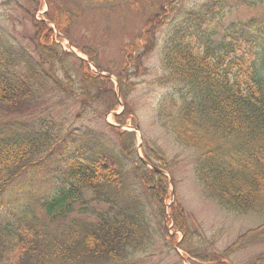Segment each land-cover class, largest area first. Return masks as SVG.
I'll list each match as a JSON object with an SVG mask.
<instances>
[{"label": "trees", "instance_id": "1", "mask_svg": "<svg viewBox=\"0 0 264 264\" xmlns=\"http://www.w3.org/2000/svg\"><path fill=\"white\" fill-rule=\"evenodd\" d=\"M78 1L107 4L121 0ZM255 1L243 3L250 6ZM31 2L33 12L25 11L34 27L38 56L17 52L20 49L0 39V121L19 117L0 132V195L23 172L41 167L62 141V127L46 116L33 118L26 125L20 118L43 111L45 103L57 105L72 98L79 100L82 110L96 103L101 114L119 105L113 81L58 41L60 35H68L76 13L63 0H46L49 9L38 19L36 13L44 1ZM163 5L157 13L139 17L145 25L124 47L131 55L116 74L126 103L123 112L114 116L119 124H126L134 115L126 100L134 85L131 80L142 69L147 70L144 57L156 48V29L166 22L163 16L168 10ZM226 5L224 0L202 3L188 11V17L165 38L160 82L172 85L173 91L160 104L158 123L179 145L197 154L196 174L209 198L230 212L264 214V24L240 20L221 33L218 27ZM174 7L169 8L171 12ZM48 21L55 23L60 35ZM80 48L102 69L94 47ZM114 129L123 160L113 152L71 157L63 170V185L55 193L38 197L18 219L0 224V264H150L148 259L157 255L152 252L154 228L136 197L122 190L121 184L127 183L126 161L147 190L155 221L166 240L165 253L178 240L168 230L171 222L173 231L184 233L179 247L201 260L187 257L194 264H230L231 255L245 247L248 233L256 231L259 239H264L262 224L225 250L197 253L201 249L193 247L195 231L181 202L175 199L168 206L167 176L138 158L135 132ZM148 149L145 157L149 161L169 169L170 161L161 148L153 144ZM89 191L94 199L109 203L113 213L97 212V219L90 214L77 216V211H87L86 206L77 209L76 205L87 203ZM121 194L124 204L115 210ZM136 253L144 256L136 259ZM263 261L264 252L254 262Z\"/></svg>", "mask_w": 264, "mask_h": 264}, {"label": "rangeland", "instance_id": "2", "mask_svg": "<svg viewBox=\"0 0 264 264\" xmlns=\"http://www.w3.org/2000/svg\"><path fill=\"white\" fill-rule=\"evenodd\" d=\"M206 1L210 0H121L107 4L63 0L76 13V17L68 30V35L61 36V43L65 50H76L81 55L83 53L79 47H94L95 51L99 53L100 65L105 71L115 76L119 66L123 61H126L125 57L131 55L130 53L126 54L124 46H127L125 44L135 40L136 35L142 30L143 19L139 17L147 12L159 11L162 4L169 3L170 6L175 4L176 10L171 12L167 8L168 12L163 16L164 20L168 19V23L158 31L157 49L145 60L148 71L134 79L136 86L128 95L127 101L134 112L135 121L140 124L147 137L142 148L139 149L140 154L145 155V150L150 145L156 144L171 161L169 171L177 181L176 196L173 199L181 202L188 214L191 227L202 235L199 234L195 241L193 240V245L197 243L202 249L222 251L234 244L241 235L264 224V214L230 212L222 208L216 200L209 199L196 174L197 154L179 145L174 136L160 126L158 118H156L161 100L173 91L172 85L162 84L158 81L162 75L160 53L163 49L164 38L168 31H172L184 17L188 16L185 14L187 10L198 9ZM227 1L224 0L225 4ZM230 1L232 3L225 9L223 23L218 27L221 33L229 24L240 20H255L258 24H264V0H256L250 6H246L243 0ZM134 4L137 6L135 7ZM26 9L33 12L31 0H0V39L7 40L15 49H20L16 50L17 52H30L38 56L33 41L34 27L26 14ZM45 9L46 4L43 10ZM70 39H74L79 47L71 48L69 46ZM134 54H132L133 57ZM76 99H66L67 102L57 105L52 102L45 103L43 111L39 109L34 111V114L19 119L26 125L33 118L46 116L45 118L52 121L51 123L60 124L62 127L59 132L62 141L55 146L54 153L48 161L49 164L46 163L47 165L45 164L40 169L29 171L22 176L12 190L0 195V220L1 216L6 214L10 217L17 215L20 208L29 205L35 197H44L55 193L62 186L59 169L74 155L83 154L92 157L98 153L113 152L123 160L124 156L117 145L115 129L107 122L106 115L100 113L96 103L82 110L81 103ZM15 118L19 117L13 115L1 119L0 132L6 130L4 128L6 125L17 122ZM108 119L113 121L111 113H109ZM131 122L132 119L129 120V123ZM125 166L127 174L125 181L127 183L121 184L122 190L126 194H130L131 197H136V201L146 213L145 215L149 216V221H152L151 225L154 228L152 252H156L158 255L153 259H148L151 261L150 264H181L180 256L177 253L174 254L171 250L164 252L167 247L161 233L162 227L155 221L154 207L149 201L147 190L132 174V164L126 161ZM93 197V193L89 191L86 194L87 203L76 205L77 209L82 206L87 207V211L82 214L77 211L75 213L77 216L90 214L92 219H97V212L113 213L109 203ZM123 204L124 195L121 194L119 198H116L114 209H119ZM262 241L264 240L259 239L256 231L248 233L245 237V247L231 255V263L251 264L260 253L264 252V242ZM210 242L214 243L212 247ZM134 256L138 259L144 255L136 253ZM258 264H264V261Z\"/></svg>", "mask_w": 264, "mask_h": 264}, {"label": "water", "instance_id": "3", "mask_svg": "<svg viewBox=\"0 0 264 264\" xmlns=\"http://www.w3.org/2000/svg\"><path fill=\"white\" fill-rule=\"evenodd\" d=\"M141 138H142V136H141ZM147 163V162H146ZM154 169H156L158 172H163V173H165V171L164 170H162V169H159L158 167H153ZM170 182H171V197H174V183H173V181L172 180H170Z\"/></svg>", "mask_w": 264, "mask_h": 264}]
</instances>
